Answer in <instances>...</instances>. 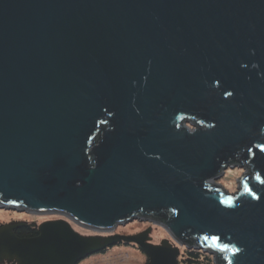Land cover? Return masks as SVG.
<instances>
[{
    "label": "water",
    "instance_id": "water-1",
    "mask_svg": "<svg viewBox=\"0 0 264 264\" xmlns=\"http://www.w3.org/2000/svg\"><path fill=\"white\" fill-rule=\"evenodd\" d=\"M0 208L66 218L0 226V264H264V0H0ZM134 220L170 238L70 225Z\"/></svg>",
    "mask_w": 264,
    "mask_h": 264
},
{
    "label": "rangeland",
    "instance_id": "rangeland-1",
    "mask_svg": "<svg viewBox=\"0 0 264 264\" xmlns=\"http://www.w3.org/2000/svg\"><path fill=\"white\" fill-rule=\"evenodd\" d=\"M243 170L239 168L234 169H226L223 173V176L216 181L220 184L224 189H226L230 193H234L237 189V179L242 175ZM66 219L63 215L48 213V214H34V213H26L18 210H10L6 208H0V225L10 224L21 222L24 224H36L39 225L45 221H53V220H61ZM72 228L85 236H93L92 234L100 233V234H108L114 233L116 235H134L140 233L147 228H150L149 236L151 237V241L154 244H158L162 239H169V235L167 232L160 226L152 224L148 221H140L134 220L125 225H118L111 232H98L93 231L75 223L70 222ZM110 235V234H108ZM185 249L184 247H180V251ZM210 256V255H209ZM212 258V257H211ZM146 256L145 254L138 250L137 247L129 244H122L120 246H111L109 249L104 251L103 253L92 254L83 260H81L78 264H145ZM2 264H11L4 262Z\"/></svg>",
    "mask_w": 264,
    "mask_h": 264
},
{
    "label": "trees",
    "instance_id": "trees-1",
    "mask_svg": "<svg viewBox=\"0 0 264 264\" xmlns=\"http://www.w3.org/2000/svg\"><path fill=\"white\" fill-rule=\"evenodd\" d=\"M14 234L19 238H31L37 235V229L33 227L32 224H26L24 226H20L17 229H15ZM120 245L122 244H117L116 246H120ZM107 249L109 248H106L100 253H103ZM137 249L140 250L139 248ZM178 263L179 264H213V261L211 256H209L204 252L195 249L185 248L180 251V254L178 256Z\"/></svg>",
    "mask_w": 264,
    "mask_h": 264
},
{
    "label": "flooded vegetation",
    "instance_id": "flooded-vegetation-1",
    "mask_svg": "<svg viewBox=\"0 0 264 264\" xmlns=\"http://www.w3.org/2000/svg\"><path fill=\"white\" fill-rule=\"evenodd\" d=\"M114 234V233H112ZM93 236H107L108 234H100V233H95V234H92ZM85 236H88V235H85ZM152 242V241H151ZM153 243V242H152Z\"/></svg>",
    "mask_w": 264,
    "mask_h": 264
}]
</instances>
